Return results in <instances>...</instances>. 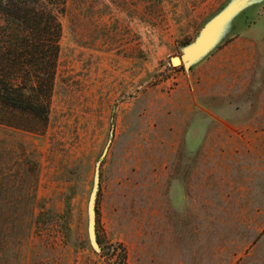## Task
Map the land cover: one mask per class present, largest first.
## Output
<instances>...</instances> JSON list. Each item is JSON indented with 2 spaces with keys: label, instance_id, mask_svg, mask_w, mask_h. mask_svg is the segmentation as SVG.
Listing matches in <instances>:
<instances>
[{
  "label": "rangeland",
  "instance_id": "rangeland-1",
  "mask_svg": "<svg viewBox=\"0 0 264 264\" xmlns=\"http://www.w3.org/2000/svg\"><path fill=\"white\" fill-rule=\"evenodd\" d=\"M231 1L67 0L45 128L0 127V264H264V0L171 64ZM253 25L256 51H219Z\"/></svg>",
  "mask_w": 264,
  "mask_h": 264
},
{
  "label": "trees",
  "instance_id": "trees-1",
  "mask_svg": "<svg viewBox=\"0 0 264 264\" xmlns=\"http://www.w3.org/2000/svg\"><path fill=\"white\" fill-rule=\"evenodd\" d=\"M66 4L67 0H0V20L6 23L0 30L5 40L0 47V127L35 134L45 128L61 50L60 16L66 14ZM25 48L39 52L46 67L25 69L19 53ZM35 201V196L24 197L14 208L33 220Z\"/></svg>",
  "mask_w": 264,
  "mask_h": 264
},
{
  "label": "water",
  "instance_id": "water-1",
  "mask_svg": "<svg viewBox=\"0 0 264 264\" xmlns=\"http://www.w3.org/2000/svg\"><path fill=\"white\" fill-rule=\"evenodd\" d=\"M262 0H232L221 12L209 20L199 32L195 40L186 45L179 56L171 59V64L175 67L183 66L189 71L193 66L202 62L218 46H220L228 33H231L236 26L235 21L249 9ZM113 134L111 135V138ZM110 138V142H111ZM110 143L104 153L97 161L93 189L88 203V236L91 247L96 252H101V246L97 236V212L96 205L100 191V167L106 157Z\"/></svg>",
  "mask_w": 264,
  "mask_h": 264
},
{
  "label": "crops",
  "instance_id": "crops-1",
  "mask_svg": "<svg viewBox=\"0 0 264 264\" xmlns=\"http://www.w3.org/2000/svg\"><path fill=\"white\" fill-rule=\"evenodd\" d=\"M258 26H252L245 30L246 34L235 37L231 42L227 43L219 51H256L254 36L250 35L259 32ZM257 30V31H256ZM250 33V34H249ZM247 35V36H246Z\"/></svg>",
  "mask_w": 264,
  "mask_h": 264
}]
</instances>
